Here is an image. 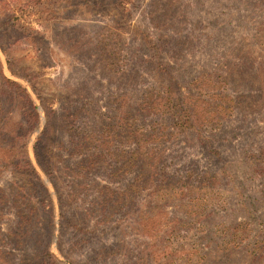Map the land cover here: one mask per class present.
I'll use <instances>...</instances> for the list:
<instances>
[{"label":"rangeland","instance_id":"rangeland-1","mask_svg":"<svg viewBox=\"0 0 264 264\" xmlns=\"http://www.w3.org/2000/svg\"><path fill=\"white\" fill-rule=\"evenodd\" d=\"M249 1L0 0L1 22L16 26H0L14 69L0 45L3 72L38 106L28 149L53 200L50 249L60 264L78 259L71 236L58 245L60 196L68 215L93 207V225L109 218L96 226L117 237L109 264H137L143 252L165 256L133 223L156 206L157 190L168 199L167 189L177 195L158 204L156 221L176 218L169 243L186 247L187 264H264V0ZM46 108L62 109L64 137L77 132L86 181L65 160L52 177L39 167L34 143ZM12 180L3 172L0 187ZM12 219L0 209V229Z\"/></svg>","mask_w":264,"mask_h":264},{"label":"trees","instance_id":"trees-1","mask_svg":"<svg viewBox=\"0 0 264 264\" xmlns=\"http://www.w3.org/2000/svg\"><path fill=\"white\" fill-rule=\"evenodd\" d=\"M38 1L43 3L45 0ZM248 2L250 1L237 0L235 5L244 6ZM9 23L10 20L7 22L0 20V26H8L10 31L16 28L13 24L9 26ZM23 35L26 41L30 40V34L24 33ZM0 45L7 55L9 68L14 72L12 60L1 39ZM31 85L37 94V98L44 105V98L34 83L31 82ZM45 112L46 121L34 143V156L39 167L47 176L52 177L58 174L62 160H65L76 166L79 181H86L88 169L82 160H77V154L81 147L77 132L74 130L70 138L63 136V128L65 127L60 126L63 123L60 121L62 109L46 108ZM39 123L38 106L30 92L21 83L5 76L0 60V175L3 172H9L15 176V180H12L9 185L0 187V209L11 210L16 216L15 220H11L7 229H0V243L3 246L0 249V264H60L61 262L50 249L51 237L55 228V217L53 208H51V204H53V200L50 198L51 193L34 165L28 149L29 137L39 127ZM176 125L178 126V124ZM192 127L194 130H198L197 125L192 124ZM108 142H106L107 145ZM52 143L58 145V153L54 152ZM207 143H210V140H207ZM65 152L68 153V157L65 156ZM255 166L260 168L258 163ZM226 170V165H224L219 170L220 175L222 176L223 173L224 176ZM112 175L115 176L116 172H112ZM53 184L58 189L56 183L53 182ZM167 191L168 199L175 198L177 195L174 190L167 189ZM115 195L110 196V202L112 196ZM126 198L124 197V199ZM168 199L157 190L153 194V205L156 204V206L150 208L146 217H140L139 220L136 218L133 223L134 229L140 233L145 232L150 238V249L160 246L165 250V256L156 260L153 255L154 250L148 254L143 252V258L136 260L137 264H140L139 262L141 264H177L178 262L187 264V261L192 259V255L185 249V246L180 247V245L169 243V239L173 234L176 235L179 228L176 224H172L177 222L176 218L172 214L166 213L164 219L156 221V208L158 207L160 211H163L162 206H158V204H166ZM110 202L107 198L104 202L103 211L107 209ZM116 203H118L119 209L126 207V203L122 201L118 202L117 200L114 204ZM60 205V232L58 237L60 250H63L64 238L71 236L72 254L78 256L75 261L76 264L111 263L114 254L110 250L117 246V237L112 236L113 238L110 239L109 231L102 235L103 232L96 227L102 224L108 225L110 223L109 218L99 220L93 225L95 212L93 207L91 212L85 211L83 217L78 219L76 213L68 215L67 210L64 211L61 196ZM151 221L155 222L153 226L149 227ZM148 227L147 232L144 231ZM115 228L124 231L127 227L122 226L119 220L116 222ZM7 241L12 242L9 244ZM122 243L120 242L121 246ZM155 249H159V247ZM167 249L171 251L167 252ZM79 250L84 251V256L78 254ZM83 257L85 259H82ZM121 264L131 263L124 260Z\"/></svg>","mask_w":264,"mask_h":264}]
</instances>
